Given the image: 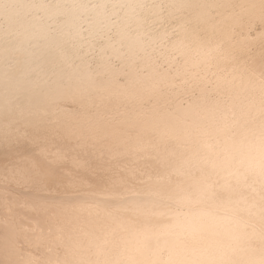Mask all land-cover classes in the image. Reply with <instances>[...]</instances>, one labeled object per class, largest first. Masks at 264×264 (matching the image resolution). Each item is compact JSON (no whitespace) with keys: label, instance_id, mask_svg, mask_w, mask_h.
<instances>
[{"label":"snow or ice","instance_id":"6c2138e0","mask_svg":"<svg viewBox=\"0 0 264 264\" xmlns=\"http://www.w3.org/2000/svg\"><path fill=\"white\" fill-rule=\"evenodd\" d=\"M0 27V180L31 194L0 202V264H264V0Z\"/></svg>","mask_w":264,"mask_h":264},{"label":"bare ground","instance_id":"6f19581e","mask_svg":"<svg viewBox=\"0 0 264 264\" xmlns=\"http://www.w3.org/2000/svg\"><path fill=\"white\" fill-rule=\"evenodd\" d=\"M35 3L36 0H0V25H3L5 20H11L14 27L22 26L24 18L33 10ZM2 37L3 27H0V42H2ZM14 154L15 149L11 151L7 148L0 149V165H7ZM30 195V193L0 180V202L6 196L13 201H19Z\"/></svg>","mask_w":264,"mask_h":264}]
</instances>
